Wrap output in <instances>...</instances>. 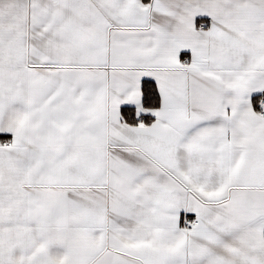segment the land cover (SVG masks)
I'll return each mask as SVG.
<instances>
[{
	"label": "snow or ice",
	"instance_id": "6c2138e0",
	"mask_svg": "<svg viewBox=\"0 0 264 264\" xmlns=\"http://www.w3.org/2000/svg\"><path fill=\"white\" fill-rule=\"evenodd\" d=\"M0 264H264V0H0Z\"/></svg>",
	"mask_w": 264,
	"mask_h": 264
}]
</instances>
